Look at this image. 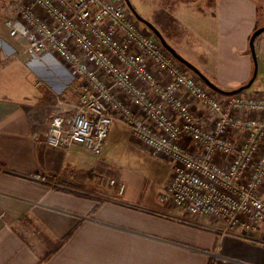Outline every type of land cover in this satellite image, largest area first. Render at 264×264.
Here are the masks:
<instances>
[{"label": "built area", "instance_id": "built-area-1", "mask_svg": "<svg viewBox=\"0 0 264 264\" xmlns=\"http://www.w3.org/2000/svg\"><path fill=\"white\" fill-rule=\"evenodd\" d=\"M4 12L9 34L26 42L22 55H51L78 82L77 102L49 122L47 146L100 157L121 124L170 162L159 203L208 218L221 235L264 240V94L217 97L124 0H14ZM108 184L123 194V182Z\"/></svg>", "mask_w": 264, "mask_h": 264}, {"label": "crops", "instance_id": "crops-1", "mask_svg": "<svg viewBox=\"0 0 264 264\" xmlns=\"http://www.w3.org/2000/svg\"><path fill=\"white\" fill-rule=\"evenodd\" d=\"M177 1L181 21L201 29L207 20L208 46L217 43L222 14L232 21L224 32L236 29L231 17L239 7L236 20L249 23L245 34L264 25V0ZM6 3H0V264H264L261 235H221L206 217H189L168 204L143 205L142 178L131 173L120 177V196L95 178L97 160L78 157L84 147L46 145L51 118L67 112L77 97L46 94L5 26ZM228 74V81L243 85L247 70Z\"/></svg>", "mask_w": 264, "mask_h": 264}, {"label": "rangeland", "instance_id": "rangeland-1", "mask_svg": "<svg viewBox=\"0 0 264 264\" xmlns=\"http://www.w3.org/2000/svg\"><path fill=\"white\" fill-rule=\"evenodd\" d=\"M7 1L9 0H0V3H6ZM129 1L136 13L156 28L169 46L208 76L209 80L217 87L230 89L242 86H236L233 81H228L230 79L228 73L233 72V74L237 75L242 72L243 67L244 70H247V77L243 79V85L251 78L254 68L249 49V39L256 29L264 25L259 23L257 28L245 34L249 23L244 19L236 20L240 18L242 13L240 7L235 15L231 17L236 18L233 24L237 30L228 31L229 35L224 32L226 26L232 24V21L227 20V16L222 14L221 33L219 37L217 35V43L215 44L214 41L208 46L206 45L208 40L203 37L207 20L203 17L202 23L204 26L202 24L203 27L201 29L195 21H181L176 15L177 0ZM167 2H170V4H166ZM6 4L8 5L9 2ZM199 5L205 7V2H201ZM190 20L201 22L200 18L196 16L190 17ZM141 25L146 28L142 23ZM146 30L148 31L147 28ZM220 35L222 36L221 40ZM11 38L13 39L14 37ZM14 41L21 53L26 47V42L20 36L15 37ZM219 44L220 46H218ZM254 47L258 63L257 76L251 87L239 94L241 96L252 97L264 92V32L255 39ZM20 58L25 61L30 72L42 84L47 95H63L66 97L70 92H73L74 96H76L74 91L78 87V82L72 78L71 72L58 60L54 61V58L35 59L29 55H21ZM189 73L191 72L189 71ZM227 82L229 83L226 84ZM212 93L217 97H222V95L213 91ZM65 99L70 100L69 98ZM78 157L87 161H98L95 163L101 169H99V172L94 173L95 178L105 188L110 178L119 181L124 173L139 176L142 178L140 179L142 182L140 188L142 204L151 208L161 207L158 198L163 193L170 178V162L152 154L143 145L133 141L127 127L118 123H114L111 126L103 143L100 157H96L88 151L83 152L82 156L79 155Z\"/></svg>", "mask_w": 264, "mask_h": 264}, {"label": "water", "instance_id": "water-1", "mask_svg": "<svg viewBox=\"0 0 264 264\" xmlns=\"http://www.w3.org/2000/svg\"><path fill=\"white\" fill-rule=\"evenodd\" d=\"M127 8L130 10L131 14L134 16V18L142 23L161 43L163 48L179 63L181 64L185 69L190 71L193 75H195L198 79H200L211 91L222 95V96H233L242 93L243 91L247 90L251 87L253 82L256 79L257 76V69H258V63L255 53V47H254V41L255 39L264 32V26L261 28L256 29L250 39H249V49L251 52V57L253 61V73L251 78L248 80V82L240 87H237L236 89L232 90H223L216 85H214L212 82H210L193 64L188 62L186 59H184L180 54H178L171 46H169L164 38L161 36V34L157 31L156 28H154L149 22L141 18L131 5L129 0H124Z\"/></svg>", "mask_w": 264, "mask_h": 264}, {"label": "trees", "instance_id": "trees-1", "mask_svg": "<svg viewBox=\"0 0 264 264\" xmlns=\"http://www.w3.org/2000/svg\"><path fill=\"white\" fill-rule=\"evenodd\" d=\"M69 236L65 237L63 240H62V243H64L66 240H68ZM52 253H48L47 255H45L43 258H42V262L46 261L48 257H50Z\"/></svg>", "mask_w": 264, "mask_h": 264}]
</instances>
